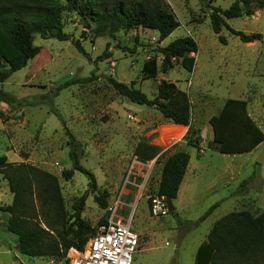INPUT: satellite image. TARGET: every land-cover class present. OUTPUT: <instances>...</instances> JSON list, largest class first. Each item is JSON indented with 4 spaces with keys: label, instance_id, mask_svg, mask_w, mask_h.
<instances>
[{
    "label": "rangeland",
    "instance_id": "obj_1",
    "mask_svg": "<svg viewBox=\"0 0 264 264\" xmlns=\"http://www.w3.org/2000/svg\"><path fill=\"white\" fill-rule=\"evenodd\" d=\"M55 1L63 8V32L69 39L43 40L36 35L34 55L27 67L0 83V93L22 101L15 107L0 101L1 119L13 123L9 130L11 139L5 131L0 132V154H5L13 143L25 155V164L56 176L70 223L77 209L82 208L81 218L88 226L96 227L106 217V210L97 198L111 206L122 195L125 205L122 215L125 218L133 215L132 230L139 236L133 264H195L197 250L207 241L216 221L237 211L264 212V163H259L264 155V143L253 154L224 157L210 142L201 157L198 156L203 130L209 129L210 119L219 115L228 99L247 101L249 116L264 133V40L245 44L227 28L264 35V7L253 5L252 17L227 20V27L221 33L226 39L224 45L213 32L209 15L214 8L229 9L236 0H142L149 7L172 12L180 23L162 42L158 32L140 27L97 37L77 12L68 9L69 1L82 5L87 0ZM186 37H192L199 46L193 71H187L180 60H174L172 68L163 73L161 49ZM76 41L90 59L76 49ZM132 48L136 50L134 54L124 52ZM106 50L111 58L95 64L94 60ZM150 60L157 62L158 73L152 79L143 80V65ZM95 67L98 79L83 82ZM109 76L127 85L136 82L135 87L149 99L156 96L157 85L163 80L186 93L192 119L190 127H186L185 140L165 145L162 140L165 128L172 123L154 107L140 106L120 96L108 83ZM65 84L68 85L58 90ZM51 109L57 111L64 125ZM72 136L81 143L78 151L82 166L96 178L95 191L89 189V180L83 174L76 173L68 181L62 176L63 170L72 168L68 146ZM144 140L161 147L163 155L158 161L146 163L141 173L137 168L132 185H125L135 157L134 149ZM177 151H186L192 156L195 175L187 174L180 194L173 201L176 215L151 217L147 196L158 188L165 159ZM1 172L0 207H3L12 203L8 202L10 190ZM254 172L256 177L250 184L246 188L241 186ZM231 174L232 181L225 185ZM86 192L88 196L81 204ZM33 203L39 222L47 229L45 216L51 218L52 209L42 207L36 190ZM217 203L218 208L206 220L194 224ZM178 220L191 225H180ZM182 226L191 229L181 248L176 249ZM16 230L17 221L0 211V264H18V261L68 264L66 260L21 255Z\"/></svg>",
    "mask_w": 264,
    "mask_h": 264
},
{
    "label": "trees",
    "instance_id": "obj_2",
    "mask_svg": "<svg viewBox=\"0 0 264 264\" xmlns=\"http://www.w3.org/2000/svg\"><path fill=\"white\" fill-rule=\"evenodd\" d=\"M253 5L264 7V0H236L229 9L211 10L209 15L211 26L221 43L226 45V39L221 33L223 27H227V20L252 17ZM68 9L77 12L84 19L87 28L97 37L107 34L113 36L119 31H131L140 27L158 32L162 42L180 27L172 12L149 7L142 0H87L82 5L69 1ZM227 28L245 44L264 40V35L260 33L246 34ZM36 35L43 40L57 39L63 42L69 39L63 32V8L57 1L0 0V83L27 67L34 55ZM74 45L80 53L90 59L79 41L74 42ZM198 51L199 46L192 37L175 40L160 51L163 55L162 72L170 70L174 60H180L183 67L192 72L195 65L194 55L198 54ZM124 52L134 54L136 50L124 49ZM111 56L106 50L94 60V63L106 61ZM97 70L95 67L91 76L83 82L96 81ZM157 73L158 65L155 60L144 63L141 71L143 80L152 79ZM107 81L120 96L140 106L154 107L164 119L176 125L165 130L162 138L165 145L178 141L186 132V127H190L192 119L190 99L174 83L161 81L157 85L156 96L149 99L135 87L136 82L127 85L118 82L112 76L107 77ZM67 85L60 86L58 90ZM0 101L10 107L22 102L8 93H0ZM50 111L58 116L64 125L57 111L54 109ZM209 123L213 129L214 142L221 154H248L264 143V133L249 116L248 103L243 99L226 100L219 115L212 117ZM68 146L72 168L62 171L63 178L68 181L76 173L83 174L89 180V189L95 191L97 182L94 174L81 164V155L78 151L81 143L72 136ZM162 153L161 147L145 140L139 142L134 149V156L143 164L158 161ZM189 163L190 155L186 151H177L169 155L164 161L160 182L154 193L172 201L176 200ZM137 168L140 169V173L145 169L137 165L130 181L137 176ZM0 170L13 195L12 204L0 207V211L17 221L18 249L23 256L65 260L71 249L83 251L88 241L97 233L99 226L108 221L110 206L105 200L97 198L101 208L106 210V217L102 218L96 227L88 226L81 218L82 208L77 209L73 223H70L58 178L46 171L25 163L9 164L6 156H0ZM256 173L243 181L241 186L246 188L256 177ZM35 190L42 207L48 206L53 211L51 218L45 216L48 219L45 222L47 229H44L38 220V211L33 203ZM87 196L86 192L81 198V204ZM218 206V203L214 204L194 224L202 223ZM172 215H176V212ZM178 221L180 225H191L187 221ZM57 226L63 231L60 232ZM195 264H264V212L254 214L250 211H237L216 221L207 241L197 250Z\"/></svg>",
    "mask_w": 264,
    "mask_h": 264
},
{
    "label": "built area",
    "instance_id": "obj_3",
    "mask_svg": "<svg viewBox=\"0 0 264 264\" xmlns=\"http://www.w3.org/2000/svg\"><path fill=\"white\" fill-rule=\"evenodd\" d=\"M137 165L147 166L134 157L125 185H132L130 177ZM121 196L119 195L109 207L107 223L99 226L85 249L83 251L71 249L67 253L65 260L69 264H133L134 255L139 247V236L132 230L133 215L126 218L122 215L125 205ZM147 199L151 217L160 218L169 215L166 197L153 193L148 195Z\"/></svg>",
    "mask_w": 264,
    "mask_h": 264
},
{
    "label": "crops",
    "instance_id": "obj_4",
    "mask_svg": "<svg viewBox=\"0 0 264 264\" xmlns=\"http://www.w3.org/2000/svg\"><path fill=\"white\" fill-rule=\"evenodd\" d=\"M11 124H13V123L5 121V120L1 119V117H0V132L5 131V133H8L9 138H10L9 130H10V128H12ZM209 125H210V123H209ZM173 126H176V125L175 124H170V126L166 127L165 130L167 131L168 128L173 127ZM178 126H181V125H178ZM183 127H186V126H183ZM12 131H13V129H12ZM186 132H187V128H186ZM186 132L182 135V137L178 141L173 143V145L176 144V143H181L183 138L186 135ZM205 134H207L208 136L206 137ZM202 138H203V141L201 142V146H200L201 151L198 153L199 157H201V155L203 154V149H205L207 144H209L210 142L213 143V148L215 149V151L219 153L218 145L214 142V134H213V129H212L211 125H210L209 129L206 130V132H205V129L203 130ZM209 140H211V141H209ZM11 143H12V140H11ZM170 145L172 146V144H170ZM260 146H258L255 150H253L251 153H248V154H253L255 151H257V149H259ZM165 151H167V150H165ZM221 155L224 156V157H227V156H240V155H243V154H240V155L221 154ZM0 156H6L7 157V163H9V164H21V163H24L23 156H25V155H23V154L21 155V153L18 152L17 148L12 143V147L6 149L5 154H3V155L0 154ZM195 172H196V168H195V165L192 166V156L190 155V163H189V166L187 168V172H186L185 177L187 176V174H191V176H194ZM226 175H227V173H224V176H226ZM184 181H185V178H184V180H183V182L181 184V187L183 186ZM231 181H232V174L229 177V181L225 182V185L230 183ZM181 187H180V190H181ZM180 190H179L178 195L180 194ZM8 200H9L8 201L9 203H12V201H13V196L10 193H9Z\"/></svg>",
    "mask_w": 264,
    "mask_h": 264
},
{
    "label": "water",
    "instance_id": "obj_5",
    "mask_svg": "<svg viewBox=\"0 0 264 264\" xmlns=\"http://www.w3.org/2000/svg\"><path fill=\"white\" fill-rule=\"evenodd\" d=\"M259 163H264V155L262 156V158L259 159ZM167 206L169 209V213H173L175 212L176 208L173 205V201L170 198H167ZM191 228L189 226H182L180 231H179V235H178V239H177V244H176V249H180L181 248V244L182 241L186 235V233L190 230ZM18 264H21L20 261H18Z\"/></svg>",
    "mask_w": 264,
    "mask_h": 264
},
{
    "label": "bare ground",
    "instance_id": "obj_6",
    "mask_svg": "<svg viewBox=\"0 0 264 264\" xmlns=\"http://www.w3.org/2000/svg\"><path fill=\"white\" fill-rule=\"evenodd\" d=\"M73 254V253H72Z\"/></svg>",
    "mask_w": 264,
    "mask_h": 264
}]
</instances>
